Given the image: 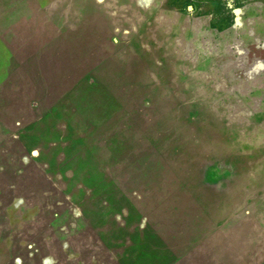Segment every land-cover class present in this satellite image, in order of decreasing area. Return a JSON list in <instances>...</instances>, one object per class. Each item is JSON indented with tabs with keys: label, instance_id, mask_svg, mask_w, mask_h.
I'll use <instances>...</instances> for the list:
<instances>
[{
	"label": "rangeland",
	"instance_id": "374dc122",
	"mask_svg": "<svg viewBox=\"0 0 264 264\" xmlns=\"http://www.w3.org/2000/svg\"><path fill=\"white\" fill-rule=\"evenodd\" d=\"M211 1L141 65L0 0V264H264V0Z\"/></svg>",
	"mask_w": 264,
	"mask_h": 264
},
{
	"label": "crops",
	"instance_id": "0c3cea01",
	"mask_svg": "<svg viewBox=\"0 0 264 264\" xmlns=\"http://www.w3.org/2000/svg\"><path fill=\"white\" fill-rule=\"evenodd\" d=\"M187 2L188 0H62L64 6L56 9L58 11L55 14L59 13L65 18L67 28L77 30H84L88 24L95 32L98 22L104 21L103 34L107 33L110 44L117 49L124 48L130 58L129 63L143 65L158 63V58L166 53L165 47H171L174 53L180 54L183 47L181 38L187 36L189 30L197 31L198 26L200 32L208 29L212 33L215 30L213 11L218 6L217 2L203 1L205 6L200 7L195 4L197 2L199 5V2L194 0V7L186 13L182 11V7ZM221 22L224 28H221L217 36L220 41L217 44L215 40L214 47H220L223 54L236 36L231 33L229 40V32L234 31L225 26L226 19ZM209 62L208 58L199 61L203 65ZM240 78L243 79L242 76Z\"/></svg>",
	"mask_w": 264,
	"mask_h": 264
}]
</instances>
